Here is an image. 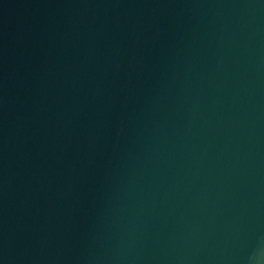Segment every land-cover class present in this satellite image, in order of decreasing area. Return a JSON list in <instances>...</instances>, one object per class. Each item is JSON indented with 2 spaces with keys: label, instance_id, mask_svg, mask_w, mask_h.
<instances>
[{
  "label": "water",
  "instance_id": "obj_1",
  "mask_svg": "<svg viewBox=\"0 0 264 264\" xmlns=\"http://www.w3.org/2000/svg\"><path fill=\"white\" fill-rule=\"evenodd\" d=\"M0 264H264V0H0Z\"/></svg>",
  "mask_w": 264,
  "mask_h": 264
}]
</instances>
